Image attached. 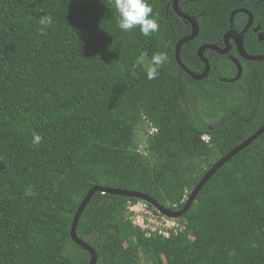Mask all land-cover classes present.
<instances>
[{
	"label": "trees",
	"instance_id": "obj_1",
	"mask_svg": "<svg viewBox=\"0 0 264 264\" xmlns=\"http://www.w3.org/2000/svg\"><path fill=\"white\" fill-rule=\"evenodd\" d=\"M148 2L159 30L145 37L119 29L113 0H0V264H88L69 231L92 188L180 211L206 173L264 126V62L238 59L242 76L231 83L234 66L207 50L211 70L194 81L175 60L189 24L173 0ZM177 7L198 25L179 53L195 75L204 69L198 49L222 45L233 11L250 12L264 35L259 0ZM44 15L53 23L41 33ZM246 20L237 14L233 29ZM244 49L262 56L264 41L249 30ZM158 51L168 60L149 80ZM139 202L90 199L76 236L96 264H264V133L205 183L170 237L132 227L127 207Z\"/></svg>",
	"mask_w": 264,
	"mask_h": 264
},
{
	"label": "water",
	"instance_id": "obj_2",
	"mask_svg": "<svg viewBox=\"0 0 264 264\" xmlns=\"http://www.w3.org/2000/svg\"><path fill=\"white\" fill-rule=\"evenodd\" d=\"M180 1L183 0H173L172 2V8L173 11L175 12V14L181 18L185 23L189 24L190 29H191V34L190 36L180 40L175 47V60L177 62V65L194 81H202L203 79H205L210 70L211 67L209 65V62L206 58H204L203 53L205 50H210L213 51L215 53H217L218 55H222L224 56L226 54V49H230V41H232L237 54L240 56L241 59L247 60V61H256V62H264V56H251L248 55L245 50H244V46H243V35H245L247 33V31L250 29V27L253 24V16L251 13H249L248 11H245L243 9H239L236 10L234 12L231 13L230 15V19H229V23L230 26H233V19L234 17L239 14H245L248 19H247V23L244 26L243 30L238 33L234 30H230L224 37H223V43L225 45V49H220L217 48L215 46H203L200 47L199 50L197 51V56L200 59V61L203 63L204 65V69L202 71L201 74L199 75H195L193 72H190L180 61L179 58V53H180V49L183 45L190 43L191 41H193L197 36H198V25L196 23V21L185 15L182 14L179 10H178V3ZM189 2H192L194 0H187ZM260 2H264V0H259ZM260 31V27L257 25L252 32L257 34V43H261L264 41V35L259 32ZM233 63V65L236 68V75L233 79H231L229 82H235L237 80H239L241 78L242 75V68L239 65L238 61L236 59L231 58L230 59ZM264 133V126H262L255 134H253L248 140H246L245 142H243L242 144H240L238 147H236L235 149H233L230 153H228L226 156H224L222 159H220L207 173L206 175L203 177V179L200 181V183L194 188V190L191 192L190 196L187 198L184 208L180 211H170L166 208H162L160 207L155 201H153L152 199H150L148 196L146 195H142L136 192H131V191H124V190H110V189H104V188H99V187H94L92 188L88 194L86 195V197L83 199V201L81 202L76 214L73 217L72 220V225L69 231V237L72 240V242H74L78 247H80L83 251L87 252L89 254V262L88 264H96L97 262V257H96V253L94 252V250L88 246L86 243H84L83 241H81L80 239H78V237L76 236V226L78 224L79 218L83 212V210L85 209V207L87 206V204L89 203L90 199L97 193L100 192L101 194H110L113 196H120V197H124V198H133V199H137L141 202H144L146 204H149L153 209H155L158 213H160L161 215L167 217L168 219H178L180 218L184 213H186V211L189 209V207L191 206V204L194 202L195 197L197 196V194L199 193V191L202 189V187L205 185V183L215 174V172L223 165L225 164L230 158H232L234 155H236L238 152H240L241 150H243L246 146H248L250 143H252L254 140H256L258 137H260L262 134Z\"/></svg>",
	"mask_w": 264,
	"mask_h": 264
},
{
	"label": "clouds",
	"instance_id": "obj_3",
	"mask_svg": "<svg viewBox=\"0 0 264 264\" xmlns=\"http://www.w3.org/2000/svg\"><path fill=\"white\" fill-rule=\"evenodd\" d=\"M113 4H114V8H115L116 12L119 14L118 27L120 30L125 31V32H130L133 29L138 28L140 34L145 36V37L151 36L153 33L157 32L159 30L158 21L153 16V8H152L151 4L148 2V0H113ZM239 14H242V13H239ZM38 22H39V25L41 26L40 31H41V33H43L44 29L53 23V17L51 15H44V16L40 17ZM234 31H236V30H234ZM240 32H238V33H240ZM245 35H243V37ZM243 46H244V41H243ZM167 60H168V58H167L166 53H164L162 51L155 52L150 58V66L147 68V71H146L147 79H149V80L155 79L159 75L160 69L167 63ZM41 139H42L41 136L34 135L33 140H32V144L33 145L39 144L41 142ZM202 140L206 141L207 138L202 137ZM186 200H187V198L184 199L183 202L184 201L186 202ZM139 203H142V202H139ZM129 204H131V203H129ZM128 208L129 207H127V210H128ZM157 214L159 215L160 218L163 217V218L168 219L167 217L161 215L158 212H157ZM171 220L175 221L176 219L175 220L171 219ZM175 224H176V222H175ZM136 228H138V227H136ZM138 229L141 232H143L140 228H138ZM161 238H163V237H161Z\"/></svg>",
	"mask_w": 264,
	"mask_h": 264
},
{
	"label": "rangeland",
	"instance_id": "obj_4",
	"mask_svg": "<svg viewBox=\"0 0 264 264\" xmlns=\"http://www.w3.org/2000/svg\"><path fill=\"white\" fill-rule=\"evenodd\" d=\"M247 19H248V17H247ZM135 207V208H130V209H132V210H134V211H130L129 209H128V212H129V216H128V218H127V220L131 223V225H132V227H143L144 225H145V223H142L141 222V219L142 218H145V217H147L149 214H147L146 213V211H145V205L144 204H142V203H136V204H129L128 205V207ZM136 212H137V214H136ZM138 212H141V213H139L138 214ZM147 212H149L150 213V211H147ZM159 222H160V224H161V227H165V228H167V225L169 226V227H172V225L175 223V221H172L171 219H166V218H159ZM138 258H139V256H133V261L134 262H136L137 260H138ZM143 263L144 264H150V262H149V260H148V258H144V261H143Z\"/></svg>",
	"mask_w": 264,
	"mask_h": 264
},
{
	"label": "built area",
	"instance_id": "obj_5",
	"mask_svg": "<svg viewBox=\"0 0 264 264\" xmlns=\"http://www.w3.org/2000/svg\"><path fill=\"white\" fill-rule=\"evenodd\" d=\"M130 208H135V207L132 206V207L128 208L130 211H134ZM145 211L147 214H149L147 217L141 219V222L145 223V225L143 227L138 226V228H140L143 232L157 233L159 236H161L163 238L170 237L171 230H174L177 225L174 223L172 225V227H169L168 225H167V228H165L166 226L161 227V224L159 222L160 217L157 215H154L151 211H150V213L147 212V211H149L147 206L145 207ZM139 213H141V212H138V214ZM136 214H137V212H136Z\"/></svg>",
	"mask_w": 264,
	"mask_h": 264
},
{
	"label": "flooded vegetation",
	"instance_id": "obj_6",
	"mask_svg": "<svg viewBox=\"0 0 264 264\" xmlns=\"http://www.w3.org/2000/svg\"><path fill=\"white\" fill-rule=\"evenodd\" d=\"M231 15V14H230ZM230 19V18H229ZM246 23H247V20H246V22H245V24L243 25V28H244V26L246 25ZM256 26H254V23L252 24V26L250 27V29L249 30H251V32H252V30L255 28ZM243 28H242V30H243ZM230 30H233V26L231 27H229V30L223 35V37L230 31ZM248 30V31H249ZM260 32V31H259ZM253 33V32H252ZM254 35L256 36V39H257V34H255L254 33ZM243 40H244V37H243ZM222 42H223V38H222ZM205 46H210V45H205ZM212 46H214V45H212ZM203 47V46H202ZM215 47H217V48H220V49H225V45H224V43H222V45L221 46H215ZM199 50V49H198ZM205 51H207V50H205ZM208 51H210V50H208ZM211 52H213V51H211ZM215 53V52H214ZM217 54V53H216ZM218 55V54H217ZM219 56H222V55H219ZM264 56V55H263ZM222 57H225L227 60H229L230 62H231V64L233 65V63H232V61L230 60L231 58H233V59H236L237 61H238V63H239V65L241 66V68H242V65H241V63H240V56L237 54V52H236V49H235V47H234V45H233V43H232V41H230V49H226V54L224 55V56H222ZM205 58V57H204ZM207 59V58H206ZM239 59V60H238ZM234 66V65H233ZM234 69H235V72H236V68H235V66H234ZM242 70H243V68H242ZM235 75H236V73H235ZM235 77V76H234ZM185 100V99H184ZM186 101H189L188 99H186Z\"/></svg>",
	"mask_w": 264,
	"mask_h": 264
}]
</instances>
